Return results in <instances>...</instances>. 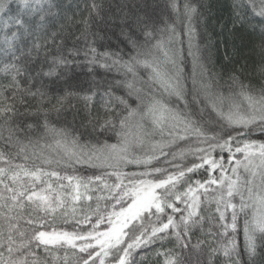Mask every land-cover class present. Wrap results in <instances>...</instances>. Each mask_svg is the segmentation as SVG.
<instances>
[{"label": "snow or ice", "instance_id": "obj_1", "mask_svg": "<svg viewBox=\"0 0 264 264\" xmlns=\"http://www.w3.org/2000/svg\"><path fill=\"white\" fill-rule=\"evenodd\" d=\"M87 7L0 0V264H138L153 246L152 264H264V0H233L229 29L258 39L259 86L246 61L217 66L191 0L121 20L128 51Z\"/></svg>", "mask_w": 264, "mask_h": 264}, {"label": "trees", "instance_id": "obj_2", "mask_svg": "<svg viewBox=\"0 0 264 264\" xmlns=\"http://www.w3.org/2000/svg\"><path fill=\"white\" fill-rule=\"evenodd\" d=\"M92 2L93 0H59V3L63 6V12L69 16H73L77 20L88 17L90 9L87 6ZM95 2L101 5L102 8L100 10V17H96L95 15L91 17V28L93 31H103L107 27L105 21H108L111 25V31L109 32L111 40L109 42V46L112 50L116 51H119L120 48H124L125 51L129 50L126 48L123 39L119 37L121 20H131L136 16L144 14L145 12L152 11L162 13L166 16H171V13L165 8L167 0H95ZM191 2L198 7L200 17L203 18H198L195 21L197 30L202 33L204 41H211L213 45L211 48L212 59L216 62L217 66H223L227 69L233 66H240L246 61L248 65L246 78L253 84L259 86L261 78L256 72V68L261 62V53L260 50L255 47V44L258 43V39L250 32H244L243 30L236 33V38L233 39L232 34L229 32V29L231 28V5L233 0H191ZM74 32L76 35H79V26H77ZM241 35L244 39L243 47L240 46L241 41L239 37ZM117 45H119V47H117ZM233 47L237 49V52H233ZM226 54L232 59L231 64L225 61ZM185 66L186 70H190V58L186 60ZM97 74L98 77L103 76V69H98ZM141 75H144V73L141 72ZM81 77L83 88L87 89V77L83 76V73H81ZM106 78L111 79L112 77L108 76ZM56 87L58 86H54V90ZM117 94L123 95V92L120 91ZM73 104L75 107L65 112L64 117L69 122V126L83 131L81 123H86L88 118L87 114L83 110L82 105L78 102L73 101ZM88 131H91V129L89 128ZM100 138L107 139L110 143L115 142L114 136L104 135ZM252 138L264 140V135H260L257 132ZM129 170L131 171L135 169L129 168ZM77 172L84 176L100 174L97 170H85L83 167H78ZM194 178L202 179L203 177L201 175H197ZM237 240L241 246L240 250L243 253L242 231L238 234ZM155 247L157 246L145 249L139 255L134 254L138 264H152L155 259L152 255ZM165 247L171 248L173 247V244L165 242ZM141 256L144 257L143 260H141ZM240 259L243 261L246 259V256L242 254Z\"/></svg>", "mask_w": 264, "mask_h": 264}]
</instances>
